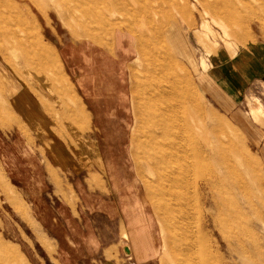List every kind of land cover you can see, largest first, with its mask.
Returning <instances> with one entry per match:
<instances>
[{
  "label": "rangeland",
  "instance_id": "obj_1",
  "mask_svg": "<svg viewBox=\"0 0 264 264\" xmlns=\"http://www.w3.org/2000/svg\"><path fill=\"white\" fill-rule=\"evenodd\" d=\"M5 1H0L1 63L11 64L20 73L29 65L41 70L44 61L33 38L37 32L61 57H67L68 40L84 52L90 49L106 58L119 55L125 94L118 105L126 110L127 122L111 132L116 140H122L114 146L115 167L98 175L99 182L105 179L107 193L95 194L81 180L83 196L71 188L70 192L60 190L48 181L42 143L9 112L0 79V264H177L156 211L164 199L156 194V179L148 172L146 157L139 149L145 136L141 134L138 84L150 74L138 41L144 32L131 23L130 15H124L110 17L106 28L92 37L82 28L85 20L73 13L72 4L65 6L68 0H17L26 18L22 25ZM177 1L183 13L173 10V18L156 20L153 26L164 24L163 41L176 63L173 71L185 75L193 87L194 101L178 104L211 165L207 179L214 187L213 194L220 201L227 199L230 209L237 203L244 212L238 225L224 209L233 232L220 224L214 231L211 226L203 241L215 243L230 237L229 249L220 243L223 264H264V17H239L225 32L207 15L200 0ZM47 22L54 33L46 29ZM168 34L182 42V54L168 49ZM110 67L113 72V64ZM52 71L56 73L55 68ZM153 81L161 85L168 80L159 75ZM221 155L233 163L235 178L230 177L232 170L225 167L226 161L221 162ZM9 186L16 190L11 195ZM210 205L204 210L219 216ZM192 226L197 227L196 220ZM65 228L71 232V244L58 239ZM7 245L19 251L18 259L6 258Z\"/></svg>",
  "mask_w": 264,
  "mask_h": 264
},
{
  "label": "bare ground",
  "instance_id": "obj_2",
  "mask_svg": "<svg viewBox=\"0 0 264 264\" xmlns=\"http://www.w3.org/2000/svg\"><path fill=\"white\" fill-rule=\"evenodd\" d=\"M67 2L72 4L70 7L73 13L85 20L82 28L92 37L97 36L99 29L106 28L107 20L110 17H122L124 15H130L131 23L139 28V32H144V34H140L138 41L141 43V54L148 62L150 74L147 78L140 80L138 84L140 89L138 94L139 118L142 120L141 134L145 136L143 140L140 139L139 141V149L142 151L143 157H146L148 172L151 177L156 179V184H154L158 192L156 194L160 199H164V202L157 204L156 211L160 216L159 218H162L164 227L168 232L169 248L176 258L177 264H223V257L220 253L222 240L217 239L213 243L210 240L203 241V238L208 236V229L211 226L214 227L212 229L214 231L218 229L219 224L228 227L233 232V226L231 221L227 220L224 209L232 215V219L238 225L242 224L238 217L244 212L236 202L230 209V203L227 199L220 201L213 194L214 187L207 179V175L212 174L211 165L208 163L203 147L191 134V125L188 118L187 120L184 118L183 106L178 104V102L194 101L193 87L185 75L173 71L176 63L173 57H170L163 41L164 24L159 22L158 25L153 26L156 20L163 21V19L170 20L173 18V16L171 17L173 10L183 13L182 7L179 6L177 0H68L64 2L65 6L68 5ZM199 2L206 9L207 15L213 22L221 25L225 32L233 26L239 17L243 20L252 16L259 17L260 14L264 17V0H200ZM6 3L13 7L19 21L24 25L26 18L18 6L17 0H7ZM255 6L260 8L262 12ZM174 21L179 25L176 19ZM145 32L147 33L145 34ZM167 37L171 43V48L168 49L175 52V43L184 47L181 41L173 38L172 34H168ZM33 38L39 53H51V58H55L53 47L47 45L38 32ZM21 42H18V46ZM159 75H164L168 81L161 85L155 83L153 79ZM220 160L221 162L226 161L225 156L221 155ZM225 167L232 170V175L229 172L232 179L233 176L234 178L237 176L233 170L235 169L233 163L226 161ZM206 190L212 196V200L207 199L204 195ZM208 203L211 204L210 208L215 210L219 216L213 217L212 211L204 210V206H207ZM221 217H224L225 221ZM195 220L197 227L192 226ZM193 227L198 228V230L196 228L194 230ZM223 237L224 235L221 239ZM228 239L222 241L227 249L232 244ZM9 246H6V258L18 259L20 257L19 251L12 250ZM171 259L173 260L170 257L169 260Z\"/></svg>",
  "mask_w": 264,
  "mask_h": 264
},
{
  "label": "crops",
  "instance_id": "obj_3",
  "mask_svg": "<svg viewBox=\"0 0 264 264\" xmlns=\"http://www.w3.org/2000/svg\"><path fill=\"white\" fill-rule=\"evenodd\" d=\"M46 29L54 33L48 22ZM68 41L67 57L59 56L55 47L54 59L51 53L36 51L44 61L41 70L29 65L23 66L20 73L11 64L0 62L3 98L14 120L25 123L31 135L42 143L50 184L60 190L71 188L83 196L82 184L78 182L81 180L87 190L92 188L95 194L104 195L105 179L102 178L104 184L99 182L98 175L115 167L114 146L117 141L122 142L111 132L127 122L123 113L126 110L118 105L125 94L121 58L119 55L106 58L98 52H89L90 49L84 52L80 45ZM183 48L175 43L177 55L183 53ZM54 68L56 73L52 71ZM114 100L117 106L113 105ZM7 191L11 195L16 190L9 186ZM65 230L64 235L57 237L60 243L71 244V232ZM133 233L136 235V231ZM150 243L153 244L152 240Z\"/></svg>",
  "mask_w": 264,
  "mask_h": 264
}]
</instances>
